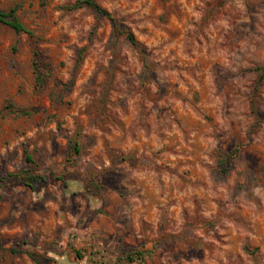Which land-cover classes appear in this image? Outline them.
<instances>
[{"label": "rangeland", "instance_id": "1", "mask_svg": "<svg viewBox=\"0 0 264 264\" xmlns=\"http://www.w3.org/2000/svg\"><path fill=\"white\" fill-rule=\"evenodd\" d=\"M76 1L0 0V264H264V0Z\"/></svg>", "mask_w": 264, "mask_h": 264}, {"label": "trees", "instance_id": "2", "mask_svg": "<svg viewBox=\"0 0 264 264\" xmlns=\"http://www.w3.org/2000/svg\"><path fill=\"white\" fill-rule=\"evenodd\" d=\"M82 8H88L92 10L96 15L102 17L103 19L107 20L113 29V32L116 35H122L125 40L128 42V44L132 47V49L136 50L137 52H142V48L138 41L136 40L134 34L130 32L129 30H126L124 28H120L119 21L107 10L103 9L100 5L97 4L96 0H79L76 1L72 5H67L63 7V10L65 11H75ZM0 24H3L7 27H9L14 33L16 34H26L30 37L33 36L32 32L28 30L18 19L16 15V9H10L8 11H0ZM34 67L38 68L37 59L39 57V53L37 51L34 52ZM255 71L259 74L260 79L264 77V68L258 67L255 69ZM36 83L39 87L45 86V78L43 75L38 74L36 76ZM5 110L12 111L13 113H16L18 115H29V112H24L23 110H17L14 108L12 104H7L5 107ZM1 115V112H0ZM70 149L71 154L74 156H78L80 154V146L76 140L70 141ZM220 160L218 162V167L220 169V172L223 175L227 174V171L229 169V165L227 162V157H219ZM25 161L28 165V168L24 170L22 173L18 174H10L7 176L8 179H16L17 181H21L24 183L27 187H32V183L34 181V175H33V159L31 155H29L27 152H25ZM1 182V180H0ZM36 262V260L34 261ZM38 263V262H36Z\"/></svg>", "mask_w": 264, "mask_h": 264}]
</instances>
